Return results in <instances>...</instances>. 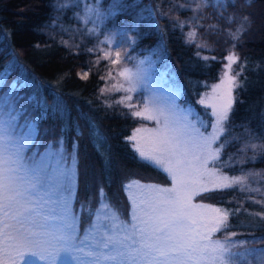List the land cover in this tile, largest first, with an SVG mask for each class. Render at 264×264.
<instances>
[{"label": "trees", "instance_id": "obj_1", "mask_svg": "<svg viewBox=\"0 0 264 264\" xmlns=\"http://www.w3.org/2000/svg\"><path fill=\"white\" fill-rule=\"evenodd\" d=\"M158 1L67 0L68 7L61 8V0H0V72L15 63L5 90L13 81H27L26 74L35 79V87L41 88L43 95L37 92L35 100L25 99L21 104L41 116L40 148L49 141L58 147L56 141L63 137V147L69 152L75 142L77 175L72 206L83 232L89 217L80 211V206H98L100 185L110 203L126 217L130 201L125 184L129 180L170 183L165 172L139 158L128 139L138 120L117 103L120 92H105L107 72L113 73V66L105 60L96 61L99 55L94 44L100 43L97 35L104 37L100 49L107 51L108 36L115 41L127 28L135 41L134 58L150 55L156 59L157 68H165L166 75L177 83L180 101L194 106L207 118L208 109L199 103V98L218 81L226 57L234 53L239 60L232 64V73L236 76L239 71V86L234 91L225 132L217 141V145L224 142V146L216 163L223 173L244 177L246 182L202 193L195 200L227 210L226 231L233 238L249 239L247 243L264 252V151L259 147L248 149L243 140L246 133L251 143L264 144V0H253L248 8L236 4L240 13L236 6L227 4L224 8L230 10V15L233 11L248 16L247 21L215 8H204L201 27L208 28H202L201 37L196 32L195 39L204 42L209 51L197 49L183 39L178 28H171ZM215 24L219 26L213 28ZM232 33L240 38L232 39ZM159 42L161 47L157 49ZM132 60L133 57L129 61ZM84 73H88L87 79H81ZM21 91L33 97L30 87ZM58 98L64 114L51 109ZM45 103L48 110L42 115ZM93 131L103 139L99 148L94 146ZM252 170L258 174L254 178L249 175ZM254 197L261 200L263 207L249 203Z\"/></svg>", "mask_w": 264, "mask_h": 264}, {"label": "snow or ice", "instance_id": "obj_2", "mask_svg": "<svg viewBox=\"0 0 264 264\" xmlns=\"http://www.w3.org/2000/svg\"><path fill=\"white\" fill-rule=\"evenodd\" d=\"M244 3L250 6L253 0ZM209 4L217 9L227 7L221 0H202L200 10ZM58 7H68L67 0H61ZM243 19L247 21L248 16ZM230 35L234 40L240 38L235 33ZM119 55L117 52L114 64ZM109 56L105 53V58ZM226 59L221 83L214 91L226 87L228 98L218 105H206L213 109L215 117L207 135L209 125L191 108L185 111L177 106L172 97L163 103L150 97L142 109L131 113L156 122L153 129L136 128L128 139L134 142L132 147L142 161L167 173L172 187L128 183L125 190L131 209L130 218L125 219L100 185L98 206H80V211L89 217L83 232L71 207L77 163L75 142L71 153L64 149L63 137L57 139L58 147L49 141L41 149V116L21 104L25 99L35 100L21 91L29 88L28 82L13 81L5 90L15 63L0 72V264H24L25 257L27 264H37L41 259L46 264H240L252 257L255 250H231L243 242L228 245L216 235H227V210L193 203L202 193L245 184L244 177H229L216 163L224 146V142L217 145V141L225 132L224 123L232 108V89L239 86V71L236 76L231 74L232 64L239 57L233 53ZM126 71L118 75L124 76ZM87 77L88 73H84L81 79ZM127 81V88L115 83L112 87L128 93L117 103L131 108L133 105L126 101L132 100L138 78L130 76ZM36 103L39 105L38 100ZM199 103L205 104V99ZM47 110L45 103L42 115ZM193 116L195 122L190 119ZM91 135L94 146L99 148L98 131ZM249 147L264 151V144ZM256 260L264 264V255L256 256Z\"/></svg>", "mask_w": 264, "mask_h": 264}, {"label": "rangeland", "instance_id": "obj_3", "mask_svg": "<svg viewBox=\"0 0 264 264\" xmlns=\"http://www.w3.org/2000/svg\"><path fill=\"white\" fill-rule=\"evenodd\" d=\"M97 1H101V0H95V2ZM149 1H155V0H149ZM222 3H225L226 5L228 4V6L230 7H235L236 6V12L240 13L237 10V5L236 4H244V6L246 8H248L245 3L244 0H221ZM231 2V3H230ZM158 8L160 10H163L165 17L169 20V26L171 28H178V30L181 32L183 39H185L186 42L193 44L197 49L199 50H207L209 51L210 49L208 47L205 46L204 42H201V40H196V32L198 34V37H201L200 31H203V27L205 26L206 28H208L206 25H203L201 27V24L203 23V19L204 15H202L204 8L208 9L209 11H213V6L211 4H209V6L204 7L201 9V3L202 0H159L158 2ZM251 6V5H250ZM215 10L217 12H228V14L230 15V10L228 11H224V8H215ZM202 15V16H201ZM235 15H237V17H240L241 19L244 17V14H237L234 13L232 11V17H234ZM216 19H218L216 17ZM234 20H232L231 22H233ZM254 24H255V20H253ZM264 22V21H263ZM252 23V22H250ZM262 23V22H261ZM122 25L117 26L118 29L121 28ZM197 26V28H196ZM210 28H212L211 25H209ZM219 25L215 24L213 25L214 27H217ZM256 26V24H255ZM206 32H208L209 30H205ZM189 33H194L193 37L189 36ZM97 38L100 40V43L98 44H94L97 47H95L96 51L98 52L99 57L96 59V61L99 60H105L106 63L109 66H113V73H110V71L107 72L108 75V81H107V85L105 86V92H113V91H117L115 89H113L112 85L115 84H123L125 88H127L128 85V81L127 78L128 77H136L138 78V83L136 86V90L133 91L131 93L132 96V100L131 101H126V103H131L133 105V107L129 108L126 107L125 111H129L130 113H132L133 111H136L138 109H142L144 104L149 103L150 101V97H157L160 100V103H163L165 98L167 97H172L175 100V103L177 106H179L180 108L184 109L185 111L188 108H191L192 110H194V112L196 114L199 115V117L204 121V123L206 125H209L207 131L205 132V134L207 135L208 133L211 132V125L214 123L215 121V117L212 115L213 109L211 107H207L206 105H211V104H220L223 102L227 101L228 95H227V90L226 87L218 89L216 91H214V88L216 85L221 83V77L224 74V70H225V66L228 64L227 63L224 65L221 74L219 75V79L218 81H216L215 83H213L211 85V87L205 91L199 98V101L201 99H205V104H201L203 106H205L208 109V113H209V118L203 116L202 114L199 113V111L192 105L181 102L180 101V91H179V87L177 85V83L175 81H173L172 79H170L167 75H166V69L165 68H160L158 69L156 64H157V60L153 59L152 57H150V55H146L143 56L139 59L136 60L135 55L136 51H132V46L134 45L133 43H135V41H133L134 39L131 37L130 35V31L125 28L123 29V32L120 34L119 37L116 38L115 41H113V38L111 39L110 36H108L109 42H108V50H102L100 49V45L103 42L104 37L101 39L100 36L97 35ZM111 39V40H110ZM92 47V45H90V48ZM157 49H159L161 47L160 42L156 45ZM131 49V53L129 52V50ZM119 52V61L118 63H113V60H116V53ZM105 53H109L110 56L108 58H105ZM232 54V53H230ZM229 54V55H230ZM133 57L132 61H129L131 58ZM127 70L124 74V76H120L118 75V73ZM111 74V75H109ZM231 74L232 70H231ZM17 75H21L20 73H17ZM24 76V75H22ZM234 76V75H233ZM25 79H27V82L29 84L30 90L32 92L33 97H35L37 94V92L41 93V88L38 89L36 88V84L37 81L35 79H33L30 76H24ZM237 81V79H236ZM238 84V81H237ZM236 87H234L232 89V97L234 100V91H235ZM120 92V100L123 99L126 95H128V93L123 92V91H118ZM43 95V94H42ZM58 96V95H57ZM54 97V95H53ZM59 97V96H58ZM42 98V97H41ZM57 105L55 107H51V109H55L56 112L55 113H61L64 114L63 108L60 105V101L59 98L57 99ZM234 102V101H233ZM124 106V104H122ZM48 107V106H47ZM135 119L138 120V122L136 123V125L134 126L131 135L133 134L134 130L136 128H147V129H153L155 128L156 122L154 120H146V119H141L139 117H135L133 116ZM190 119H192L195 122V117H190ZM225 124V123H224ZM202 131H204V129H201ZM130 135V136H131ZM146 135V134H144ZM243 140H245L249 145L253 144L251 143V139L247 136V134L245 133L243 136ZM103 141V139L101 138V142ZM100 142V145H101ZM134 143V142H132ZM246 144V147L248 149H251L253 151V149L251 147H249V145ZM217 145H214V147H216ZM73 151H69V153H71ZM138 154V153H137ZM139 156V155H138ZM209 167H211V165H209ZM76 168V175H77V163L75 165ZM167 174V173H165ZM225 174V173H224ZM252 175L253 178L255 177V173L254 171H250L249 175ZM227 175V174H225ZM168 176V175H167ZM229 177H234V176H230ZM243 176V175H242ZM133 181H138L140 184H155V185H159L161 187H172V183L170 180L169 184H163V183H156V182H143V181H139L137 179H131L129 180L125 186ZM246 182V181H245ZM75 189H76V178L75 181L73 183L72 186V191H73V198L71 200V207L73 208L72 204H73V200H74V196H75ZM128 198H129V194L128 192L125 190ZM263 200H264V194H263ZM130 201V199H129ZM193 203H199L197 200H193ZM249 203H251L252 205L255 204L256 208L257 207H263L261 200H259V198H251L249 200ZM85 204V203H82ZM87 204V203H86ZM206 204V203H205ZM243 206V205H242ZM215 207V206H214ZM130 209H131V201H130ZM125 219H129L130 218V212L128 216H123ZM94 219V217H93ZM227 222V221H226ZM217 235V234H216ZM221 239V243H225L228 245H232L235 242H243V243H236L235 247H232V251L235 252H244L248 249H252L255 250V253L252 257H249L247 261H242L240 262V264H250L251 262H256V256L258 255H264V252H262V250L256 245L254 246L253 244H249L247 243V241H249V239H243V238H233V234L231 232L227 231V235L226 236H219ZM215 238V237H214ZM230 242H229V240ZM35 259V258H32ZM27 260L28 258L25 257L24 258V264H27ZM237 260L239 261V257H237ZM37 264H46V261L41 259L37 261Z\"/></svg>", "mask_w": 264, "mask_h": 264}]
</instances>
